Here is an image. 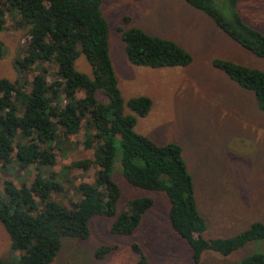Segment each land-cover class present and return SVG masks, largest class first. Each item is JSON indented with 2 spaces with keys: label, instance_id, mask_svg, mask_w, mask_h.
I'll return each mask as SVG.
<instances>
[{
  "label": "trees",
  "instance_id": "trees-1",
  "mask_svg": "<svg viewBox=\"0 0 264 264\" xmlns=\"http://www.w3.org/2000/svg\"><path fill=\"white\" fill-rule=\"evenodd\" d=\"M104 0H0V31L7 20L13 28L27 30L24 56L16 59L19 74L31 75L30 91L0 77V164L16 165L32 182L11 179L2 183L0 224L7 233L16 261L0 264H51L62 248L63 238L87 240L94 217L111 218L110 233L132 236L154 202L151 198L130 200L117 213L121 190L112 173L118 158L126 182L138 189L164 193L169 201L172 229L191 249L190 264H200L204 252L229 256L253 241L264 240V224L253 222L229 238L205 239V219L199 213L194 183L176 143L159 145L135 131L137 117L151 109L148 97L125 104L109 55V26L101 11ZM208 16L219 30L252 55L264 61V34L242 21L240 0H184ZM125 55L134 66L150 69L185 67L192 56L175 42L147 34L139 28L122 31ZM83 55L93 77L78 72L75 61ZM221 70L243 89L254 94L264 112V72L215 59ZM48 75H52L49 80ZM101 94L107 103H101ZM85 131L83 146L93 151V160L72 163L86 170L97 167L92 184L82 182L77 201L63 204L52 198L62 186L53 172L54 145ZM264 173V170H263ZM135 264H151L142 249ZM109 249L96 250L103 258ZM240 264H264L263 254H253Z\"/></svg>",
  "mask_w": 264,
  "mask_h": 264
},
{
  "label": "rangeland",
  "instance_id": "rangeland-1",
  "mask_svg": "<svg viewBox=\"0 0 264 264\" xmlns=\"http://www.w3.org/2000/svg\"><path fill=\"white\" fill-rule=\"evenodd\" d=\"M101 11L109 26V55L125 104L128 100L148 97L151 109L137 117L135 131L159 145L176 143L193 177L198 209L204 215L205 239L229 238L247 229L253 222L264 224V112L254 94L240 87L212 65L215 59L264 72V61L238 46L217 28L204 13L184 0H104ZM237 12L248 27L264 34V0H240ZM139 28L147 34L175 42L192 56L185 67L150 69L130 64L125 55L122 31ZM27 30L13 28L6 22L0 31V77L18 83L30 91L31 75L19 74L16 59L24 56ZM75 69L93 77L91 65L83 55ZM52 75H48L50 80ZM101 103L107 99L97 95ZM85 131L54 145L62 191L52 198L63 204L77 201V186L92 184L97 167L84 170L72 163L93 160V151L83 146ZM112 178L121 190L117 213L125 210L130 200L151 198L153 207L144 215L139 230L132 236L110 233L111 218L94 217L89 223L87 240L63 238L62 248L51 264H135L140 256L133 250L137 244L151 264H190L191 249L172 229L169 201L164 193L130 186L124 179L118 158ZM11 179L32 182V171L25 173L16 165L3 169L2 183ZM101 247L109 252L95 253ZM253 254L264 255V240L253 241L229 256L204 252L200 264H240ZM7 233L0 224V258L16 261Z\"/></svg>",
  "mask_w": 264,
  "mask_h": 264
},
{
  "label": "crops",
  "instance_id": "crops-1",
  "mask_svg": "<svg viewBox=\"0 0 264 264\" xmlns=\"http://www.w3.org/2000/svg\"><path fill=\"white\" fill-rule=\"evenodd\" d=\"M236 44H237V43H236ZM237 45H238V44H237ZM238 46H239V45H238ZM241 48H242V47H241ZM197 208H198V206H197ZM198 210H199V209H198ZM199 213H200V211H199ZM200 214H201V213H200ZM201 216L204 218V215L201 214ZM204 219H205V218H204Z\"/></svg>",
  "mask_w": 264,
  "mask_h": 264
}]
</instances>
